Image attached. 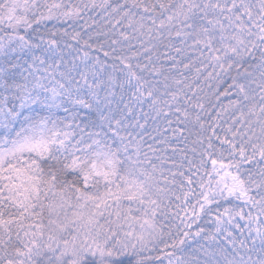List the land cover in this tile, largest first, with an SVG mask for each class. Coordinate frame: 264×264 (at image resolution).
<instances>
[{"label":"snow or ice","instance_id":"obj_1","mask_svg":"<svg viewBox=\"0 0 264 264\" xmlns=\"http://www.w3.org/2000/svg\"><path fill=\"white\" fill-rule=\"evenodd\" d=\"M0 264H264V0H0Z\"/></svg>","mask_w":264,"mask_h":264}]
</instances>
